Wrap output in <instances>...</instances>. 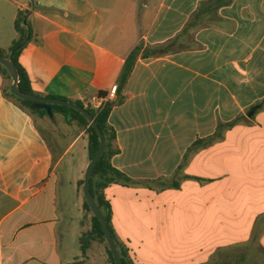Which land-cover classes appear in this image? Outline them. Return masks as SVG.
<instances>
[{
    "label": "crops",
    "instance_id": "0c3cea01",
    "mask_svg": "<svg viewBox=\"0 0 264 264\" xmlns=\"http://www.w3.org/2000/svg\"><path fill=\"white\" fill-rule=\"evenodd\" d=\"M19 12L33 91L85 107L117 86L135 48L179 37L181 51L139 57L109 118L112 164L136 182L105 191L126 264L264 258V0H0V51L19 39ZM5 85L0 75V264H113L104 243L86 256L80 244L93 229L80 197L87 127L66 115L61 124L79 132L65 145L54 115L30 116Z\"/></svg>",
    "mask_w": 264,
    "mask_h": 264
},
{
    "label": "trees",
    "instance_id": "16d2710c",
    "mask_svg": "<svg viewBox=\"0 0 264 264\" xmlns=\"http://www.w3.org/2000/svg\"><path fill=\"white\" fill-rule=\"evenodd\" d=\"M25 20H26V15H24L22 12H19L15 23L16 31L19 34V39L13 43L12 47L8 50V52L0 51V55L3 56L4 58L12 57L15 65L19 70L21 91L28 95L41 97L40 95L36 94L33 91L29 76L19 63V58L21 54L23 53L26 46L32 41V32L29 31L28 25L27 26L25 25ZM195 29L196 28L194 23L189 24V27L187 28V30H185L184 34L187 35ZM182 49L183 47L179 44V37H177L175 40L168 42L163 46H158L155 48L144 49L143 45L138 46L133 50V52L126 60L123 70L120 74L117 84V100L115 102H109L106 105V107L101 111H96L89 106L85 107L83 104L79 103L80 106L86 108L93 115L95 121L98 123L106 139V151L92 172L90 190L95 199L97 206L105 216V219L109 225V228L116 242V245H117V238L111 226V220H112L111 206L106 201L105 191L109 186L116 183L129 185L133 183L136 184V182L129 179L127 176H125L123 173L117 170L112 164V159L119 153V149L115 145L116 142L115 130L109 124V118L111 112L113 111L115 106L121 105L125 102L124 91L126 85L141 55L144 58H156L160 56H167L177 53ZM0 75L3 77L6 84L5 88L3 89L5 98L13 100L17 106H19L22 110H24L32 117L43 118L48 115L45 111L38 112L37 110H34L33 106L35 104L33 102L21 100L11 93L12 79L10 77L8 70L2 65H0ZM62 100L67 101L65 99ZM61 110L66 115L70 116V120L68 121L69 124L73 122H78L81 126L87 127V135L89 137V156H90V160H92L95 157V155L98 153L101 146L100 138L95 128L81 113L67 107H62ZM201 143L202 142H197L195 144V147L201 146ZM84 184H85L84 180L81 181L80 188L84 189ZM179 186H180L179 182H175L173 184H162L163 188H170V187L178 188ZM84 208L87 211V213L92 215L93 229L89 234L84 235L80 239L83 256H86L88 250L90 249V247L94 242L100 241L106 245L107 252L111 262L113 264H116L112 252L107 244V240L103 228L99 220L94 216V214L90 210L86 200L84 203ZM120 256L124 264H126V260L122 252L120 253Z\"/></svg>",
    "mask_w": 264,
    "mask_h": 264
},
{
    "label": "water",
    "instance_id": "95a60500",
    "mask_svg": "<svg viewBox=\"0 0 264 264\" xmlns=\"http://www.w3.org/2000/svg\"><path fill=\"white\" fill-rule=\"evenodd\" d=\"M25 24H27V21H25ZM0 65L4 66L8 70L10 77L12 79L11 93L21 100L33 102L35 104L33 106L34 110H37L38 112L45 111L50 117H52L55 108L61 109L62 107H67V108L73 109L81 113L90 122V124L95 128L100 138L101 146H100L98 153L91 160L87 168L85 179H84V183H85L84 184V197H85L87 204L89 205L90 210L92 211L94 216L99 220L103 228L104 234L106 236L107 244L112 252V255L115 259L116 264H124L120 256L119 250L117 248L116 242L112 236L109 225L105 219V216L102 213V211L99 209V207L97 206L95 199L90 190L92 172L106 151V139L98 123L95 121L93 115L86 108H83L77 103L59 100V99L37 97V96H32V95L23 93L20 89L19 70L17 66L15 65L12 57L4 58L3 56L0 55ZM254 112L255 110H253L252 113Z\"/></svg>",
    "mask_w": 264,
    "mask_h": 264
},
{
    "label": "rangeland",
    "instance_id": "374dc122",
    "mask_svg": "<svg viewBox=\"0 0 264 264\" xmlns=\"http://www.w3.org/2000/svg\"><path fill=\"white\" fill-rule=\"evenodd\" d=\"M88 107V106H87ZM53 115H54V118L55 120L59 123L58 127L56 128L57 130L59 131H62V132H69L70 134V137L67 138L68 142L65 141V145H69V142L71 141V138L76 135L78 132H79V128L75 125L74 127H68V126H65V125H62L61 122L64 121V118L66 116V114L60 109V108H55L54 109V112H53ZM41 128L43 130V133L46 135V137L52 141V133L49 131V129L43 124L41 123ZM81 145H85L86 147V150H87V155L89 156V139L88 137L86 136L82 141H81ZM79 148L77 149H74L71 151L70 155L67 157V161L66 163L60 167L59 171H58V174L61 175V178L66 179L67 178V171H66V167L67 168H71L73 167V165H71V161L73 158H79L80 157V152L78 151ZM69 174L72 175L74 174L76 177H78L79 173L78 171H69ZM83 179H85V175L83 176ZM67 188V184L65 186V189ZM83 196H84V189L81 188V191H80V197L83 199ZM92 216V215H91ZM90 232L88 233H85V235L89 234ZM224 251H221L219 254H222ZM251 263V262H250ZM256 264H264V258H258L256 261H255ZM244 264H248V262L244 263Z\"/></svg>",
    "mask_w": 264,
    "mask_h": 264
},
{
    "label": "built area",
    "instance_id": "2783aa9c",
    "mask_svg": "<svg viewBox=\"0 0 264 264\" xmlns=\"http://www.w3.org/2000/svg\"><path fill=\"white\" fill-rule=\"evenodd\" d=\"M117 98V86L113 88V90L108 95H96L91 101L89 107L96 111L103 110L106 105L112 101V99Z\"/></svg>",
    "mask_w": 264,
    "mask_h": 264
}]
</instances>
